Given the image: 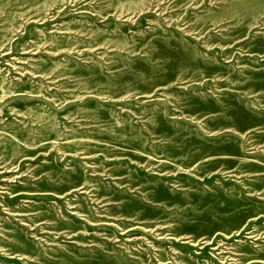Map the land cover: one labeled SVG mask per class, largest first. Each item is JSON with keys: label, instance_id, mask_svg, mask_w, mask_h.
I'll list each match as a JSON object with an SVG mask.
<instances>
[{"label": "rangeland", "instance_id": "rangeland-1", "mask_svg": "<svg viewBox=\"0 0 264 264\" xmlns=\"http://www.w3.org/2000/svg\"><path fill=\"white\" fill-rule=\"evenodd\" d=\"M0 264H264V0H0Z\"/></svg>", "mask_w": 264, "mask_h": 264}]
</instances>
